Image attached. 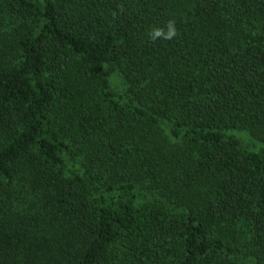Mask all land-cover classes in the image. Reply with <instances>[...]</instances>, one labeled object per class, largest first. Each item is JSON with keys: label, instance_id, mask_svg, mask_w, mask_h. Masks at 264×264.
Wrapping results in <instances>:
<instances>
[{"label": "trees", "instance_id": "obj_1", "mask_svg": "<svg viewBox=\"0 0 264 264\" xmlns=\"http://www.w3.org/2000/svg\"><path fill=\"white\" fill-rule=\"evenodd\" d=\"M0 264H264V0H0Z\"/></svg>", "mask_w": 264, "mask_h": 264}, {"label": "clouds", "instance_id": "obj_2", "mask_svg": "<svg viewBox=\"0 0 264 264\" xmlns=\"http://www.w3.org/2000/svg\"><path fill=\"white\" fill-rule=\"evenodd\" d=\"M178 34L175 21L170 20L164 27H153L149 33V38L153 41L157 39L171 40Z\"/></svg>", "mask_w": 264, "mask_h": 264}]
</instances>
